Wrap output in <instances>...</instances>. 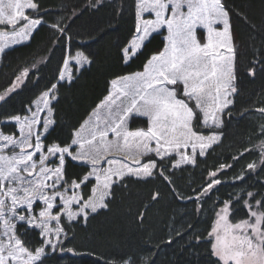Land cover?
Returning <instances> with one entry per match:
<instances>
[{"label":"trees","instance_id":"16d2710c","mask_svg":"<svg viewBox=\"0 0 264 264\" xmlns=\"http://www.w3.org/2000/svg\"><path fill=\"white\" fill-rule=\"evenodd\" d=\"M36 2L40 11L35 15L43 18L42 25L29 42L10 48L1 58L0 95L6 99L0 101V125L5 132H14L3 122L27 114L35 99L52 88L67 46L71 52L82 49L91 63L73 81L59 83L54 92L55 123L44 138L47 145L67 146L107 95L111 81L141 70L152 54L162 50L164 40L161 34H153L126 62L123 48L135 29L134 0ZM223 2L237 50L239 90L227 120L231 129L223 131L221 142L199 157L195 166L157 171L147 180L128 177L115 184L107 208L92 215L85 225L79 222L69 228L65 245L74 251H56L39 264H122L126 259L141 264L145 258L150 264H206L208 233L222 201L232 200L233 207L241 210L242 201L236 203L235 198L246 199L245 192L259 193L255 200L264 199V154L259 152L264 144L260 131L264 113L259 111L264 108V71H260L264 66V0ZM254 65L257 70L252 76L248 70ZM24 70L23 84L9 92ZM257 163V169H248ZM87 169L68 160L65 176L68 182L80 181ZM211 172L219 173L221 183L201 195L211 182ZM19 234L31 249L42 245L33 230Z\"/></svg>","mask_w":264,"mask_h":264},{"label":"snow or ice","instance_id":"6c2138e0","mask_svg":"<svg viewBox=\"0 0 264 264\" xmlns=\"http://www.w3.org/2000/svg\"><path fill=\"white\" fill-rule=\"evenodd\" d=\"M24 9L37 13L40 11L34 0H0V25H11L15 29L20 20L28 21L21 31L13 32L10 43L9 37L0 32V57L11 45L21 43L42 25V19L25 16ZM145 12L154 13L155 19L144 20L142 27L138 23L137 32L140 35L133 42L134 46L139 48L140 42L145 41L151 32L164 26L168 31V46L150 58L144 72L125 80L120 94L127 97V104L117 107L114 112L109 111V120L104 128L97 126L91 139H73L72 144L79 146L78 152L74 154L71 145L60 146L53 142L47 147L45 155L40 135L34 133V125L39 123L35 113L32 118L25 117L23 120L18 116L10 118L20 122L22 139L17 140L0 131V223L3 224V231L0 232V264H35L48 255L45 248L51 252L64 251V248L58 247L64 229L50 228V222L59 221L62 213L69 221L81 215L86 220L89 214L87 210L96 213L98 209L108 207L106 201L112 196L115 183L123 181L126 176H152L153 169H157L155 161L141 164L138 157L154 153L163 159L178 152L181 159L177 166L194 163V159L182 153L181 149L191 145L195 153L199 146L200 154L203 155L205 149L220 140V134L204 137L196 129L209 127V121L215 127L222 128L221 116L230 115L224 113L232 104L229 96L237 92L233 83L236 53L229 13L222 0H139L138 17ZM217 23L222 24V29L213 26ZM198 26L207 29L205 43H201L196 36ZM51 27L59 28V25ZM60 31L63 32V29ZM124 52L126 54L128 49H124ZM78 60L90 63L82 54ZM256 63L261 64L260 61ZM256 70L254 65L248 74L254 76ZM260 71H264V66L260 67ZM26 76L27 70L16 77V83L8 91H13L18 84L23 83ZM64 78L60 76V79ZM52 87L55 88V85ZM178 91L183 98L178 97ZM48 95L46 92L43 96L45 107L48 106ZM5 99L4 95H0V101ZM190 102L192 106H189ZM259 111L264 113V108ZM142 117L148 119L146 129L128 128L132 119ZM52 124L54 121L48 120L44 131L47 132ZM260 131L264 133V125H261ZM109 132L114 135V139H108ZM33 136L34 144L31 142ZM17 147L19 152L16 151ZM5 150L12 155L6 154ZM261 150L264 154V144ZM37 153H41L38 161L33 159ZM66 157L90 166V171L80 183L87 182L91 177L98 182L87 200L76 195L66 197L57 190L58 185L63 187L68 184L64 177ZM50 158L58 160L54 168L48 167L46 163ZM103 164L108 167H101ZM247 167L252 170L256 165L249 164ZM215 175V172L210 173V176ZM114 177L117 179L114 180ZM237 179L242 180L243 177ZM220 183V180L213 179L201 195ZM79 186L73 181L65 188V192ZM257 195L259 193H243V196L252 198L251 203L240 196L235 198L236 203L242 201L247 218L234 223L229 218L233 215V201H222L223 207L215 212L216 220L208 233L210 247L206 264H264V199L255 200ZM58 197L62 200V207L53 215ZM37 201H43L45 207L37 216H32L31 210ZM73 203L80 205L76 211L72 210ZM16 222L21 223L25 232L39 229L44 238L42 246L30 250L16 235ZM53 233L56 243L51 238ZM122 264H135V261L126 259ZM141 264L150 262L145 258Z\"/></svg>","mask_w":264,"mask_h":264},{"label":"rangeland","instance_id":"374dc122","mask_svg":"<svg viewBox=\"0 0 264 264\" xmlns=\"http://www.w3.org/2000/svg\"><path fill=\"white\" fill-rule=\"evenodd\" d=\"M5 2H7V0H5ZM34 2H36V0H34ZM138 2H139V0H134V10H135V17H136L135 18V29H134V32H133L132 36L129 38L128 43L123 48V52H124V49H128V52L126 54L124 52L126 62L130 61L134 56H136L143 49L144 45L146 44V42L150 39V37L153 34L159 33V34L162 35V38L164 40V46H163V48H162V50L160 52L152 54L151 57L153 55H158L159 53L164 51V49L168 46V40H167L168 31H167L166 26L161 27V28L157 29L154 32H151L149 37L145 41L140 42L141 46L139 48H136L134 46L133 42L136 41L137 40V36L140 35V33L137 32L138 23L142 27L144 20H154L155 19L154 13H148V12H145V13L141 14V16L138 17V15H137V4H138ZM222 3L224 4L223 0H222ZM23 11H24V15L27 16L29 19H42V21H43V18L38 17V15H35V13H36L35 11L29 10V9H24ZM185 11H186V9H185ZM166 15H170V13L166 14ZM229 19H230V26H231L230 14H229ZM26 23H28L27 20H20L17 23V25L15 26V29H13V26H11V25H7V26L0 25V32L5 33L9 37V43H10V38L12 37L13 32L14 31L15 32L21 31L23 26H24V24H26ZM213 26L222 29V24H220V23H217V24H215ZM35 30H33L31 32V34L29 35V37L27 39L23 40L21 43L11 45L9 47V49L13 48V47H17L20 44H25V43L29 42L30 38H31V36H32V34H33V32ZM230 32H231L232 39H233L232 27H230ZM196 36H197V38L199 39V41L201 43H205L206 42V37H207V29L202 28L201 26H198L197 30H196ZM233 45H234V48H235L234 39H233ZM70 48L71 47L67 46V53H66L63 65L61 67V70L59 72L58 79L53 84V85H55V88L52 87L51 88V92L49 91L50 89L48 91L43 92L37 99H35V101L33 102L32 106L28 110L27 114L18 116V117L21 118V120H23L25 117L32 118L33 113L36 114L35 118L39 121V123L34 125V133H38L40 135V140H41V144L44 146V154L45 155L47 154V147L52 145V144L51 145H47L45 143L44 138L50 132V130L52 129L54 124H52L48 128L47 132L44 131V125H45V123L48 120H52L55 123L53 103L56 100V95L54 94V92L56 91V88L58 87L59 83H62V82H67L68 83V82L73 81L75 79L77 73H79L83 68L87 67L91 63V59H90L89 55L84 50L77 49L74 52H71ZM9 49H7V50H9ZM235 53H236L235 62H234L235 63V80H234L233 83H234V86L237 88V92L233 93V94H231L229 96V99L232 100V104H230L228 106V108H226L224 110V113H231L232 109L234 108V104L236 102V95H237L238 90H239V83H238V79L236 77L237 76V72H236L237 50H236V48H235ZM81 54L84 57H87V59H88V61H90V63H86V64L85 63H81L78 60V57ZM1 58L2 57H0V63H1ZM150 58H149V60H150ZM66 61H67V63H65ZM148 61L145 63L144 67L141 70L133 72V73H129V74H126V75H123V76L116 77L115 79H113L111 81L110 89H109L107 95L91 110V112L88 114V116L82 122V124L75 130L74 139L79 140V141H84V140L91 139V134L94 131L97 130V126H99V128L102 129L108 123L109 111L110 110H112L114 112L117 107H123V106H125L127 104V97L122 96L120 94V89L123 87V84H124V82H125V80L127 78H132V77L135 76V74L144 72L145 68H146V65L148 64ZM61 75H63L65 78L64 79H60ZM113 81H115L116 83L113 84ZM23 82H24V79H23ZM14 83H16V80H15ZM22 84L23 83L18 84L16 88H19ZM46 92L49 93V95L47 97V100H48V106L47 107H45L44 103H43V96H44V93H46ZM178 97L179 98H183V97L180 96L179 91H178ZM189 106H192L191 102H190ZM228 116L229 115H227V114H224V115L221 116V119L223 121V127L222 128L215 127V125H212V122L209 121V125H210L209 127H206V128L205 127H199V128L196 129L204 137H208V136L215 135V134H220V140L217 143L213 144L210 148L205 149L203 155L200 154L199 146H197V149H196L195 153H193L191 145H189V147L187 149H181L182 153H184V154H186L189 157H192L194 159V161H195L194 163L179 164V166H177V162L181 159V155L178 152H173V153H171L170 156H166L163 159H161L159 156L155 155L154 153H150L146 157H138V158L141 160V164L146 163L149 160L155 161L158 170L157 169H153V175L152 176H148V177L126 176L125 178L133 177V178H136V179L147 180V179H150V178L154 177L156 175L157 171L174 172V171H178V170H180V169H182L183 167H186V166H195L196 165V161H197V159L199 157H201V158L205 157L206 154L208 153V151L211 148H213V146H215V145H217V144H219L221 142V140L223 138V131L231 129V126L227 127ZM15 117H17V116H15ZM3 124H8V125L11 126V128L14 129V132L8 133V132H5L3 127L0 125V131H2L5 135H12L17 140H20V139L23 138L22 134L20 132V122L19 121H16V120H13V119L9 118V119L5 120L3 122ZM147 127H148V119L146 117H142V118H139V119H132L129 122V124H128V128L130 130H135L137 128L146 129ZM108 139L109 140L114 139V135L111 132H109V134H108ZM31 142L33 144L35 143V136L32 137ZM0 143H2V141H0ZM70 145H71V149H72L74 154L79 151V146L78 145H73L72 143ZM153 146H154V144H153ZM16 151L19 152V148L18 147L16 148ZM29 151H32V149H29ZM5 152L8 155H12V153L10 151H8V150H5ZM259 152L262 153V150H259ZM40 155H41V153H37L36 156H34L33 159L38 161L39 158H40ZM109 158H112V157L110 156ZM68 160H70V159H68L66 157V163H67ZM72 162L77 164V165H79V166H81V167L88 168L86 173H85V175H87V173L90 171V166L89 165H85V164H83L81 162H76V161H72ZM125 162L128 163V161H125ZM46 163H47L48 167L54 168L57 165L58 160L55 159V158H50L49 161H47ZM133 166H135V165H133ZM257 166H258V163L256 164V167L254 169H257ZM101 167H108V165L103 164V165H101ZM211 173H213V172H211ZM218 174H216L215 177L212 176L211 181L213 179L219 180L218 177H217ZM64 177H65V180L68 182V180H67V178L65 176V171H64ZM113 179L116 180L117 178L114 177ZM81 180L80 181H75L77 184L80 185L78 188H69V190L67 192H65V188H67L68 185H70L73 182V181H71V182L69 181L68 184L64 185L63 187L58 185L57 186V190L59 192H61L62 194H64L66 197H70L72 195H76L78 198L79 197H83L84 200H87L88 197L90 195H92V190L97 185L98 182L95 180L94 177L89 178V180L87 182H85V183H80ZM119 182H117V183H119ZM48 183H51V181H49ZM61 183H63V182H61ZM117 183H115V184H117ZM262 183H263V181H262ZM115 184L113 185V187L115 186ZM49 194H51V193H49ZM109 199H110V197L108 198V200ZM246 199H248L250 203L253 202L252 198L247 197ZM106 202H108V201H106ZM55 203H56L57 207L53 208V210H52L53 215H55L60 210V208L62 207V200L60 199V197L57 198ZM241 206H240V208H242V209L239 210L238 209L239 207H233V205H232L233 215H230L229 218H230V220H232L233 223L236 222L237 220L247 218V211L243 207L242 203H241ZM44 207H45V205H44L43 201H37L36 203H34L33 204V208L31 210L32 216H37L38 212L41 209H43ZM71 207H72L73 211H76L80 207V205L76 204V203H73ZM221 207H223V204L218 206L216 211H218ZM257 207H259V206H257ZM100 210H102V209H98V211H100ZM18 211H19V209H18ZM87 211H88L89 214H88L86 220L81 215V216H78L76 219H74L72 221H69L67 216L62 213L61 214V218H60L59 221L53 220V221L50 222V224L48 225L50 228L62 227L64 229V232L60 236L58 247H62V248L65 249L64 251H66L67 247H66L65 244H66V241H67V239L69 237V228H71V226H73L74 224L79 223V222H81L82 225H85L86 222L88 221V219L92 215H94V214H96L98 212L97 211L96 213H92L90 211V209L87 210ZM20 214L27 215L26 212H21ZM215 220H216V217L214 219V222H215ZM214 222H213V225H214ZM20 230H25V229L21 226L20 222H16V235L22 241H24L23 237L19 234ZM2 231H3V224L0 223V232H2ZM28 231H30V230H28ZM33 231L37 232L39 240H41L42 244H43V239L44 238L40 235V230L39 229H35ZM33 236H35V235H33ZM51 238H52L54 243L57 242L54 233L52 234ZM32 242H34V241H32ZM24 243H25V241H24ZM29 249L33 250L31 248H29ZM45 251L48 253V255H46L45 257L50 256L53 253H55V252H51L48 248H45ZM45 257H42V260ZM39 263H41V261L35 262V264H39Z\"/></svg>","mask_w":264,"mask_h":264}]
</instances>
